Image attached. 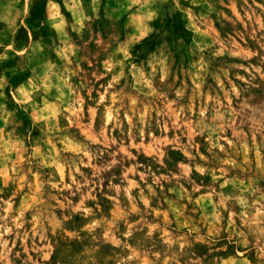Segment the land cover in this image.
<instances>
[{
  "label": "clouds",
  "instance_id": "clouds-1",
  "mask_svg": "<svg viewBox=\"0 0 264 264\" xmlns=\"http://www.w3.org/2000/svg\"><path fill=\"white\" fill-rule=\"evenodd\" d=\"M40 2L0 0V264H264V0Z\"/></svg>",
  "mask_w": 264,
  "mask_h": 264
},
{
  "label": "rangeland",
  "instance_id": "rangeland-1",
  "mask_svg": "<svg viewBox=\"0 0 264 264\" xmlns=\"http://www.w3.org/2000/svg\"><path fill=\"white\" fill-rule=\"evenodd\" d=\"M107 3L115 4V0H106ZM44 17V8H43V0H41L40 5L38 7H35L32 12V17L28 21L29 25L33 28L35 31L36 28H39V21L42 20ZM123 24V21L121 22ZM165 27H170V24H165ZM43 31V30H42ZM45 36H47V32L44 33ZM21 35L23 36V30H21ZM24 43L23 40L18 42V46L22 45ZM10 66V65H9ZM9 78L12 80L13 83H17L20 79H22V76H13L12 72H8ZM26 119V117H25Z\"/></svg>",
  "mask_w": 264,
  "mask_h": 264
}]
</instances>
